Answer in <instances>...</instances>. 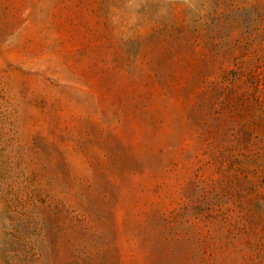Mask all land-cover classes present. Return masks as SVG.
<instances>
[{"label":"rangeland","instance_id":"1","mask_svg":"<svg viewBox=\"0 0 264 264\" xmlns=\"http://www.w3.org/2000/svg\"><path fill=\"white\" fill-rule=\"evenodd\" d=\"M0 264H264V0H0Z\"/></svg>","mask_w":264,"mask_h":264}]
</instances>
